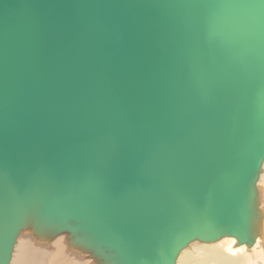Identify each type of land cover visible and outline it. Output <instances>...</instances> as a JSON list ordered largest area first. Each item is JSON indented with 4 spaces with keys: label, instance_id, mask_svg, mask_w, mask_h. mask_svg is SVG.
I'll use <instances>...</instances> for the list:
<instances>
[{
    "label": "water",
    "instance_id": "95a60500",
    "mask_svg": "<svg viewBox=\"0 0 264 264\" xmlns=\"http://www.w3.org/2000/svg\"><path fill=\"white\" fill-rule=\"evenodd\" d=\"M264 0H0V264L264 238Z\"/></svg>",
    "mask_w": 264,
    "mask_h": 264
},
{
    "label": "bare ground",
    "instance_id": "6f19581e",
    "mask_svg": "<svg viewBox=\"0 0 264 264\" xmlns=\"http://www.w3.org/2000/svg\"><path fill=\"white\" fill-rule=\"evenodd\" d=\"M261 186L264 187V165H263V172L260 175V178L258 181L259 190H260ZM262 193H264V192L262 191ZM260 208H261V192H260ZM262 210L264 212L263 207H262ZM21 240H22V242L18 243V246H17V250H16L17 253L14 250V254L12 256V260H11L10 264H59L60 259L62 257H64V253H63L64 252V246H63L62 242H60V241H58L56 243L53 242L54 245L52 247H50L51 251L45 252L43 250L35 248L31 243L32 240L27 239V238H21ZM262 242H264V238L260 241L257 240L254 247L251 249H248L249 252L255 253V252L261 251V252H259V253H262V255H260V256L264 257V248H262V246H261ZM37 247H38V245H37ZM218 247L220 249H217V247L214 248V247H208V246L199 247L197 253L201 251L200 254L202 255V257H200V258H197V256H196L197 254L193 255L192 250L190 253L185 252V250H184L180 254L178 261H177V264H237V261L235 259H233L232 257H235L236 255H239V254H244L245 252H246V254H248V252L245 251V248H246L245 246L235 247V241L233 239H230V238H225V239L221 240L219 242ZM262 260L263 261H260V262L264 264V259H262ZM253 264H257V263L255 262Z\"/></svg>",
    "mask_w": 264,
    "mask_h": 264
},
{
    "label": "rangeland",
    "instance_id": "374dc122",
    "mask_svg": "<svg viewBox=\"0 0 264 264\" xmlns=\"http://www.w3.org/2000/svg\"><path fill=\"white\" fill-rule=\"evenodd\" d=\"M257 187H258V184H257ZM260 192H261V208L263 207L264 208V193H262V191L264 192V187H262L261 186V188H260ZM263 195V196H262ZM21 238H27V239H30V240H32V245L35 247V248H38V249H40V250H43V251H45V252H50L51 251V248L50 247H52L53 245H54V243H56V242H58V241H60V242H62V244H63V246H64V257H62L61 259H60V261H59V264H90V261H88L87 260V258L86 257H84V256H81V255H78L77 256V254H74V253H72V252H70L69 250H68V248H67V246H66V241H65V239H64V237H59L58 239H56L55 241H54V243L52 242L51 244H47V245H39V244H37L30 236H28L27 234H24V235H22L19 239H18V242H17V245H16V249H15V252L17 253V246H18V243H21L22 242V240H21ZM21 240V241H20ZM259 241H260V239H259ZM35 242V243H34ZM38 245V247H37V245ZM202 246H208V247H214V248H216L217 247V249H220L218 246H219V242L218 243H215V244H210V245H205V244H200V243H194V244H192V245H190L189 246V248H187L186 250H185V252H188V253H190L191 252V250H192V252H193V255H195V254H197L196 256H197V258H200V257H202V255L200 254L201 253V251L200 252H198L197 253V251H198V248L199 247H202ZM261 246H262V248H264V242H262L261 243ZM44 247V248H43ZM49 249V250H48ZM245 251H247L248 252V254H246V252L244 253V254H239V255H236L235 257H232L233 259H235L236 261H237V264H253V263H259V264H263V263H261L260 261H263L262 259H264V257L263 256H260V255H262V253H259V252H261V251H258V252H255V253H252V252H249V250L247 249L246 250V248H245ZM257 253V254H256ZM249 255V256H248ZM76 258H75V257ZM195 256V257H196ZM249 257V258H248ZM251 258V259H250ZM256 258V259H255ZM259 258V259H258ZM71 259V260H70ZM78 259V260H77ZM248 259V260H247Z\"/></svg>",
    "mask_w": 264,
    "mask_h": 264
}]
</instances>
